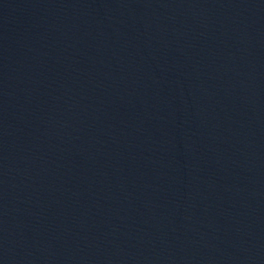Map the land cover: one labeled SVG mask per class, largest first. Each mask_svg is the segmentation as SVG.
Segmentation results:
<instances>
[{"label": "water", "instance_id": "95a60500", "mask_svg": "<svg viewBox=\"0 0 264 264\" xmlns=\"http://www.w3.org/2000/svg\"><path fill=\"white\" fill-rule=\"evenodd\" d=\"M184 264H264V0H0Z\"/></svg>", "mask_w": 264, "mask_h": 264}]
</instances>
